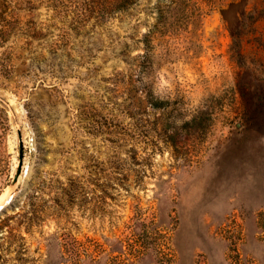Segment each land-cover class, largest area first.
I'll return each mask as SVG.
<instances>
[{"label":"rangeland","instance_id":"374dc122","mask_svg":"<svg viewBox=\"0 0 264 264\" xmlns=\"http://www.w3.org/2000/svg\"><path fill=\"white\" fill-rule=\"evenodd\" d=\"M15 1L0 264H264V0Z\"/></svg>","mask_w":264,"mask_h":264},{"label":"trees","instance_id":"16d2710c","mask_svg":"<svg viewBox=\"0 0 264 264\" xmlns=\"http://www.w3.org/2000/svg\"><path fill=\"white\" fill-rule=\"evenodd\" d=\"M36 0L26 1V7L34 4ZM105 12L104 17L110 19L116 12L125 13L129 10L134 0H104ZM23 8L20 3L15 0H0V46L5 43L12 35L17 33L19 29L17 25L20 23V12ZM13 65L10 66L9 73L13 72ZM8 116L3 107L0 106V144L8 131Z\"/></svg>","mask_w":264,"mask_h":264},{"label":"water","instance_id":"95a60500","mask_svg":"<svg viewBox=\"0 0 264 264\" xmlns=\"http://www.w3.org/2000/svg\"><path fill=\"white\" fill-rule=\"evenodd\" d=\"M16 135H17V138L19 141V153H20V159H21L22 158V151H23V144H22V134H21L20 130L16 131ZM18 175H19V171L17 172V176L13 180V184L17 182Z\"/></svg>","mask_w":264,"mask_h":264}]
</instances>
